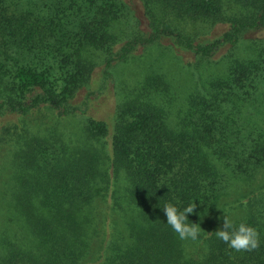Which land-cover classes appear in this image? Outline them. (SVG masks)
Masks as SVG:
<instances>
[{"label": "trees", "instance_id": "1", "mask_svg": "<svg viewBox=\"0 0 264 264\" xmlns=\"http://www.w3.org/2000/svg\"><path fill=\"white\" fill-rule=\"evenodd\" d=\"M138 1L144 31L125 0H0V264H264V49L206 75L218 49L264 29V0ZM138 46L170 65L122 81L111 122L88 116L74 101L95 68L141 66ZM165 202L196 203V241ZM224 213L257 248L216 237Z\"/></svg>", "mask_w": 264, "mask_h": 264}, {"label": "rangeland", "instance_id": "2", "mask_svg": "<svg viewBox=\"0 0 264 264\" xmlns=\"http://www.w3.org/2000/svg\"><path fill=\"white\" fill-rule=\"evenodd\" d=\"M129 5L131 6V10L133 13V21L136 19L137 23H139L140 28L144 31L146 29L147 21L144 18L143 10L141 3L138 0H125ZM227 28V26H219L217 28H214L211 35V40L214 39V36L218 35V33H221L222 30ZM162 45L164 46H171L172 43L168 39H163L161 41ZM255 45L258 49H264V29L256 30V31H250L246 33L243 36V40L238 43L237 48L234 50V53L232 52V49L230 46H225L221 49H218L211 57L210 66H207V74L206 75H212L214 72H219L220 68L222 69V65L224 61L226 60L228 56H238L243 57L248 55L247 53V46ZM253 46V48H255ZM143 51L138 46L136 48V55H142ZM174 56V60L176 62H179L181 64L180 68H183V70L187 69L188 65L190 63L192 64L195 61V58L192 54L189 52H184L181 50H175L174 52H171ZM170 54V57L172 56ZM176 57V58H175ZM141 66H137L135 64H129V66H123L118 67L116 74L114 75V79L110 80V78L105 77V70H104V64L98 65L94 70V76H93V84L92 88L89 90L81 89L76 98L74 103L77 104L79 107H81L83 110L86 109V114L88 116H92L94 118H97L99 120H106L110 121L112 120V117L115 112L116 104H117V94L120 92V83L122 81H125L127 83H131L130 81L133 80V78H138V76L141 77V74L144 72L148 66H152L153 64H159L162 62L163 65L165 63L167 65H170L169 58L164 56L162 54V51L158 48L152 49L150 53L144 55L141 57ZM161 64V66H162ZM189 69V68H188ZM222 71V70H221ZM175 74V76L173 75ZM133 75V77H132ZM107 76V75H106ZM107 79V87L106 90L99 93L97 91V87L102 79ZM171 84L174 86L178 94H181V92L186 88L187 82L183 75V73L179 72L177 70V67L174 69H171ZM189 82V81H188ZM172 86V87H173Z\"/></svg>", "mask_w": 264, "mask_h": 264}, {"label": "clouds", "instance_id": "3", "mask_svg": "<svg viewBox=\"0 0 264 264\" xmlns=\"http://www.w3.org/2000/svg\"><path fill=\"white\" fill-rule=\"evenodd\" d=\"M196 207L195 202H190L184 207L173 202H165L161 208L167 225L181 240L196 241L201 235L200 225L189 220V214H193ZM221 219L222 228L215 231L218 239L237 251L252 250L258 247L259 237L254 227L243 222L234 225L232 217L227 213H224Z\"/></svg>", "mask_w": 264, "mask_h": 264}]
</instances>
